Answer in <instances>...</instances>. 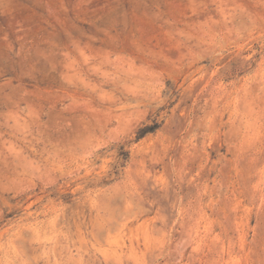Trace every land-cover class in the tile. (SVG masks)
<instances>
[{
    "label": "rangeland",
    "instance_id": "1",
    "mask_svg": "<svg viewBox=\"0 0 264 264\" xmlns=\"http://www.w3.org/2000/svg\"><path fill=\"white\" fill-rule=\"evenodd\" d=\"M0 264H264V0H0Z\"/></svg>",
    "mask_w": 264,
    "mask_h": 264
}]
</instances>
